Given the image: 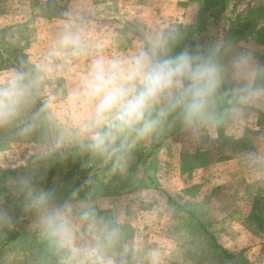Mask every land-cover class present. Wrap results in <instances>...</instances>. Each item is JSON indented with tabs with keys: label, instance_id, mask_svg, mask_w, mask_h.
Segmentation results:
<instances>
[{
	"label": "crops",
	"instance_id": "obj_1",
	"mask_svg": "<svg viewBox=\"0 0 264 264\" xmlns=\"http://www.w3.org/2000/svg\"><path fill=\"white\" fill-rule=\"evenodd\" d=\"M63 1V11L55 16H63L64 21L62 24L53 23L49 29H42L40 23L25 26L19 15L22 4L0 3V63L4 64V67H0V77L16 70L36 72L57 47L61 35L69 29L80 34L88 45L86 55L67 59L57 57L46 71L40 73L36 91L41 97L43 112L31 143L18 144L0 135V210L13 206L22 208L24 205L28 208L27 213L17 216L22 219L20 228L16 229L11 220L14 231L0 247V264H96L92 255L96 249H100L105 259H110L112 264H151L147 253L154 249L143 251L145 245L142 241H163L169 236L178 240L184 239L186 235L182 225L175 235L159 230L156 226L162 224L164 219L168 225L184 223L177 213L187 211L196 214L200 207H209L207 204L216 200L209 196L202 199L209 191H221L225 194L223 201L231 200L236 202V206L247 207L243 201L249 200V187L253 195H257L258 186H264L261 182V179L264 182V168L257 169L256 176L250 173L253 165L264 158V152L259 150L257 139L250 140L247 136L249 124L240 118L247 116L250 110L244 108L245 104L231 103L235 91L227 81L230 72L222 71V82L214 105L218 116L215 124L201 125L198 130H193L180 117L169 120V113L163 114L154 133L148 136V144L135 139L131 147L149 148L154 141H163L160 148L152 152L146 165L135 173H129L115 164L102 168L103 171L90 175L95 177L80 201L30 212L33 203L20 183L21 178H28L31 188L39 192V181L48 174L59 157L63 158L61 154L74 158L76 152L91 153L87 149V137L82 129L92 116V105L82 93L92 59L97 56L131 55L145 43L149 32L152 34L154 30L163 31L166 35L171 33V43L181 39L185 28L193 29V34L201 37L205 32H214L218 26H225L230 17L233 20L229 23L226 35L218 36L215 33L211 40L223 43L222 48H227L233 41V46L238 44L237 52L244 53L248 43L259 45L264 39V14L256 12L252 16L249 9H231V0H225V11L219 22L215 23L205 8L200 9L199 4L185 11V0H159L160 3L158 0ZM185 13L186 18L179 23L163 19L166 14L173 17L170 18L172 20ZM128 16L131 18L127 19ZM37 18L41 20L40 13H37ZM133 19L134 25L131 23ZM202 20L209 26L198 34L197 27ZM246 22H251L252 26L242 35L237 28ZM177 25L184 29L175 32ZM135 27L139 28V32ZM25 31L26 39L23 34ZM42 31L51 33L44 36ZM187 38L184 34L185 50L193 43L198 44L188 42ZM11 39L15 50L7 53L2 50V46L7 45L4 41L11 42ZM11 54H16V57H12L9 63L15 65L7 68L4 62L10 59ZM238 58L225 54L219 63L226 69L228 64L236 62ZM22 62L27 63L26 66ZM257 63V69L263 68L264 57L258 55ZM244 78L247 85L253 79L264 80V71L256 75L247 74ZM232 104L234 106L230 107ZM257 110L264 112L258 107ZM254 112L256 115L259 113ZM253 124L258 125V120ZM4 127H0V133ZM233 127L239 128L236 136L227 138L226 130ZM257 127L264 130V127ZM248 143L252 144L251 151ZM260 144L264 145V140H260ZM95 169L101 170V167L96 166ZM243 190L247 192L245 199ZM239 199L240 205L237 202ZM85 209L95 214L98 222L95 228H89L88 222L82 218ZM167 209L175 216L169 218ZM59 210L64 211L71 228L72 238L67 244L54 237L46 223ZM157 211L160 212L155 217ZM148 226H155V229L150 230ZM113 230L114 236L111 235ZM222 250L223 253L227 252L226 249ZM155 251L160 254V264L184 262L182 248H158Z\"/></svg>",
	"mask_w": 264,
	"mask_h": 264
},
{
	"label": "clouds",
	"instance_id": "obj_2",
	"mask_svg": "<svg viewBox=\"0 0 264 264\" xmlns=\"http://www.w3.org/2000/svg\"><path fill=\"white\" fill-rule=\"evenodd\" d=\"M172 40L171 33L149 35L131 55L92 59L82 93L92 105V116L82 129L91 153L114 160L115 166L123 167L134 140L153 134L165 113L179 114L193 130L217 122L214 105L223 69L216 53L194 55L187 50L173 53ZM87 53V43L80 34L69 29L36 72L16 70L0 77V127L22 121L20 134L33 132L41 119L40 113H33L28 119H24V114L33 101L40 73L57 57L67 59ZM250 64V57L241 55L235 67L238 72L251 75L254 72ZM255 71L261 72L264 68ZM260 95H264V89L246 86L235 91L231 103L245 104ZM20 183L34 206L46 204L48 193L33 190L28 178H21ZM82 218L89 228H95L98 223L95 214L88 209L83 211ZM46 223L54 237L64 244L70 243L72 233L64 211H57ZM111 235H115V230ZM92 255L96 264H112L100 249ZM147 258L151 264H160L158 251H150Z\"/></svg>",
	"mask_w": 264,
	"mask_h": 264
},
{
	"label": "rangeland",
	"instance_id": "obj_3",
	"mask_svg": "<svg viewBox=\"0 0 264 264\" xmlns=\"http://www.w3.org/2000/svg\"><path fill=\"white\" fill-rule=\"evenodd\" d=\"M159 1V0H158ZM1 2L13 3V5L16 4L18 6H21L22 4L23 8L21 7V11L19 15L22 17L23 24L26 25H36L37 23H40L42 26V29H49L53 23L62 24L64 21V17H56L55 15L59 13V11H63L64 9V1L60 0H0ZM22 2V3H21ZM184 9L185 11H190L192 9V5L195 7L200 6V9L205 8L204 0H185L184 1ZM160 3V1H159ZM229 7L231 9L236 8H242V9H249L251 15L253 16L254 13H263L264 14V0H231L229 2ZM11 7V6H10ZM154 7V5H152ZM170 7V6H169ZM149 8V6H148ZM157 8V7H155ZM188 8V9H187ZM25 9V10H24ZM32 9L33 14H32ZM30 13V15L27 13ZM153 11H155L153 9ZM37 13H40L41 20L37 18ZM34 15V17H33ZM159 16L160 14H156ZM186 13L183 14V16H177V18L170 20V18H173L166 14L163 19L170 21L173 23V21L179 23L182 21V19L186 18ZM256 15V14H254ZM161 17V16H160ZM131 18V17H126ZM156 17H154L155 19ZM20 19V18H19ZM17 19V22L19 21ZM56 21H55V20ZM162 19V17H161ZM158 20V19H157ZM231 20H233V17H230V21L226 23V25L218 26L217 30H213L212 33H204L203 36L199 37L196 34H193V29L185 28L183 35H181V39L184 40V34L187 36L188 42L192 43L197 42L199 46V50L202 52V54H207L209 52H215L216 58L218 60V63L220 62V58L223 55H230V57H240L241 55H247L251 59L250 69L254 72V75L257 74L255 71L258 67V55L264 57V39L261 40V42L256 45H252V43H248V46L244 49V53L237 52L238 51V44L233 46V41H230V44L228 47H221L223 43H215L211 40V37L213 35L218 34V36L226 35V32L228 30L229 23H231ZM203 21V20H202ZM205 21V20H204ZM11 22V19H10ZM131 23L134 25V19L131 21ZM252 24L251 22H246L245 24H240L237 28V31H240L243 34L244 32H248L251 28ZM237 27V26H236ZM26 28V27H25ZM137 31L139 32V28L135 27ZM176 29V30H175ZM178 29H184L182 26L177 25L174 28V31L176 32ZM188 31V32H187ZM163 31H157L154 30V32L151 34L149 32V35H159L163 34L166 35ZM172 32V31H171ZM51 32L48 31H42V34L44 36L50 35ZM233 31L231 32V34ZM24 37L26 39L27 31H25ZM31 35V34H29ZM174 36V35H173ZM15 37V35H14ZM11 38V37H10ZM264 38V37H263ZM180 39V38H178ZM190 39V40H189ZM254 40L253 38H251ZM225 40V39H224ZM251 40V41H252ZM248 41H250V38H248ZM5 46H3L2 50L9 51L15 50V46L8 40V42L4 41ZM3 42V43H4ZM190 46V45H189ZM3 51V53H5ZM220 64V63H219ZM236 62L228 64V67L225 69L222 68L223 71L230 72L229 79L227 80L232 85L233 92L237 89L251 86L253 88H259L264 87V80H257L253 79L252 81L248 82L249 85L246 84V79L244 78L245 75L248 73H241L238 72L235 67ZM0 67H4L3 63H0ZM222 67V66H221ZM260 67V66H259ZM264 68V66H263ZM72 74L71 76H73ZM248 81V80H247ZM231 89V90H232ZM264 89V88H263ZM240 105V104H237ZM228 106V104H227ZM233 107L234 105H230V107ZM244 107V105H241ZM244 108H247L250 110L249 114L247 116L240 117L241 120L247 121L249 126L247 128L248 132L246 133L247 136L250 138V140H256L257 143H259V150L261 152H264V145L260 144V140H264V130H260L258 125H254L253 122L258 120L259 115L255 114L254 111H258L261 113V110H257L258 108L263 109L264 111V95H260L257 97H254L252 100H250L248 103H245ZM253 109V110H252ZM252 110V112H251ZM163 117V115H162ZM160 119H163V118ZM239 118V119H240ZM159 119V120H160ZM164 122V121H163ZM263 127V126H261ZM259 128V129H257ZM239 130V128H232L227 129L226 136L227 138L231 135L236 136V132ZM141 141H144L146 144H148V136L145 138L139 139ZM159 140V139H157ZM135 142V141H134ZM134 142L132 145H134ZM248 147L251 151V145L248 143ZM74 155V161H83V163L87 166V161L85 160L84 153L76 152ZM62 157L66 156V154H61ZM61 159V157H59ZM254 167L250 169V173L252 175H257L258 171L257 169L264 168V158L253 165ZM262 172V171H259ZM256 181V179L254 178ZM261 182L264 183L261 179ZM260 185V184H259ZM259 191L257 195H253V193L250 191L249 187V200L248 202H244L243 204H247L248 206H236V202H232L231 200L223 201L225 195L224 193H221V191L213 193L212 191H209L206 193V197H202V199L209 198H215V202H210L207 204V206L200 207V211L196 214L185 211H179L177 215L179 217H182L180 220H184V223L179 225H175L173 223L166 224V219L161 222L162 224L156 226L161 231L166 232H173L180 231L181 225L183 226V230L185 232L184 239H178L173 240L169 236L166 240H158V239H151L147 241H142L144 243V247H142L143 251H147L148 248L150 249H158L160 248H176L183 250L184 256H182L184 262L182 264H264V186H258ZM243 190V196L245 199L246 193ZM228 195V193H227ZM255 196V197H254ZM240 205V199L237 201ZM203 203V202H202ZM201 203V205H202ZM205 205V203H203ZM226 204V206H225ZM28 208L27 206H23L22 208H18L17 206H13L12 208H7L6 210L1 211L0 210V247L3 246L4 241L10 237V235L14 231V225L11 224V220H13L18 215H23L27 213ZM169 211L168 216L169 218H172L174 213L167 209ZM160 211H157L154 213L155 217H157V214ZM193 214V215H192ZM171 220V219H170ZM200 224V225H199ZM155 226H148L150 230L155 229ZM179 227V228H178ZM158 230V231H159ZM198 233V234H197ZM128 234V232H127ZM146 247V248H145ZM138 248V247H137ZM222 249H226V253H223ZM180 255V254H179Z\"/></svg>",
	"mask_w": 264,
	"mask_h": 264
},
{
	"label": "trees",
	"instance_id": "obj_4",
	"mask_svg": "<svg viewBox=\"0 0 264 264\" xmlns=\"http://www.w3.org/2000/svg\"><path fill=\"white\" fill-rule=\"evenodd\" d=\"M225 11V0H206L205 1V12L214 20L215 23H218L221 19L223 12ZM209 24L200 21L197 27V33L201 34L206 31ZM186 40L177 39L173 43L170 44V48L172 52H180L186 49ZM1 46V45H0ZM3 47V46H2ZM187 51L194 55H200L202 52L199 50L198 44H191L187 47ZM7 52V51H6ZM10 59H5L7 68H11L15 65V63H9V60L16 57V54H11ZM21 62V61H20ZM24 66L27 63L22 62ZM40 113L42 117V104L41 97L37 91H35V95L33 101L24 114V119H28L31 117L33 113ZM258 126L264 127V113L259 112ZM180 117L177 113H169V120ZM41 120V119H40ZM40 121L38 122V124ZM37 124V126H38ZM22 126V121H17L13 124L7 125L2 130L3 137H8L9 140L16 142L18 144H27L31 143V141L36 136L37 126L33 132L28 135L20 134V127ZM164 138V137H163ZM165 139V138H164ZM163 140V139H162ZM163 141H154L151 146L148 148H130L127 152L126 159L123 163L122 169H125L129 173H135L141 170L148 160L150 159L152 152L160 148ZM85 160L87 161V166L83 163V161H74L71 155L67 157L59 159L49 170L48 174L39 181L38 188L39 192L48 193V200L43 206H31L29 208L30 212H34L38 209H44L50 206H64L69 203H73L76 201H80L83 196L86 188L95 177H90L91 174H95V172L103 171L102 168L108 167L111 164H115L114 160H108L105 158L98 157L93 153H87L85 155ZM96 166H100L101 170L95 169ZM27 215L23 216V220ZM13 223L16 229L21 227L22 219L15 217L13 219ZM14 233V237L16 236Z\"/></svg>",
	"mask_w": 264,
	"mask_h": 264
}]
</instances>
